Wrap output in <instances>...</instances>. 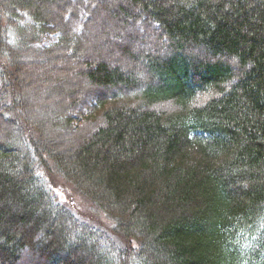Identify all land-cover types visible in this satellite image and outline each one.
I'll return each mask as SVG.
<instances>
[{"label":"trees","instance_id":"trees-1","mask_svg":"<svg viewBox=\"0 0 264 264\" xmlns=\"http://www.w3.org/2000/svg\"><path fill=\"white\" fill-rule=\"evenodd\" d=\"M0 264H264V0H0Z\"/></svg>","mask_w":264,"mask_h":264},{"label":"rangeland","instance_id":"rangeland-1","mask_svg":"<svg viewBox=\"0 0 264 264\" xmlns=\"http://www.w3.org/2000/svg\"><path fill=\"white\" fill-rule=\"evenodd\" d=\"M95 25L92 24V27L90 28L91 31H89L88 33L89 35L87 34V40L90 41L89 42L90 44L86 45V43H84L83 45H81L82 47L78 46L77 53L73 57L68 58L67 60L65 59L59 60L60 61L59 67H61L62 70H64L63 72L68 71V75L66 74L67 77L62 76L61 84L59 85V87H57L55 83L50 85V79L53 77V75L54 76L57 75L56 74L57 72L54 69L47 68L49 65H53V63L48 62L47 64L48 66L44 67L47 68V72L46 71L44 72V70L41 71V74L37 73L40 72V70L39 71L36 70L33 72L36 85L42 84V88L39 91H36L35 93L34 96L35 103L37 106H40V109L47 108L46 110L44 109L45 113L47 112V114L44 115L51 123L55 121L54 117L56 116L54 109H50L52 101L56 102V104L60 107L62 106L63 103H66L68 101V94L76 91L77 89L79 90L80 87L83 86L84 76H81V74H79L78 72L80 70L82 71L83 69H85L84 63L86 61V58H83V61H80L81 60L80 58L82 56L84 57L87 56L92 58H96L97 56L101 57L100 55H103L102 53H104V51L106 52L108 51V53H110L109 57L111 59L112 55L114 57L116 54V52L112 50V47L110 45H106L105 42H103L109 40V36H107V31H108L107 27L109 25V22L107 21V19L106 21H103V24L101 25L99 24L100 26L97 25V23ZM127 30L129 29H125L124 31L127 34H130V31ZM116 31L120 32L121 30L115 28L114 32ZM105 32L106 35H104ZM56 38H57V33H51L48 37L44 39V42L55 41ZM133 52H135V50H133L132 53ZM48 127L51 129L50 126ZM59 133L60 132L53 133V136L54 134H56V136H59ZM65 137L67 138L66 140L69 141L70 144L71 143L75 144L74 137L70 135H67Z\"/></svg>","mask_w":264,"mask_h":264}]
</instances>
